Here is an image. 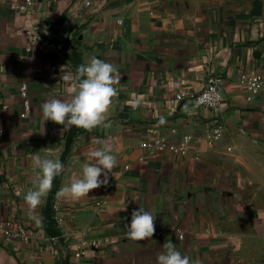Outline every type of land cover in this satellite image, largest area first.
I'll list each match as a JSON object with an SVG mask.
<instances>
[{
	"label": "crops",
	"instance_id": "obj_1",
	"mask_svg": "<svg viewBox=\"0 0 264 264\" xmlns=\"http://www.w3.org/2000/svg\"><path fill=\"white\" fill-rule=\"evenodd\" d=\"M22 1L0 0V222L26 235L0 228V264H157L169 240L192 264H264V94L247 101L239 79L264 77V0H34L26 10ZM91 56L118 69L111 127L61 134L41 105L66 95L62 72ZM211 74L222 78L218 110L175 98ZM184 134V153L145 146ZM97 139L117 158L108 184L62 197L105 146ZM45 151L64 168L30 213L32 157ZM137 207L156 216L151 238L127 235Z\"/></svg>",
	"mask_w": 264,
	"mask_h": 264
},
{
	"label": "clouds",
	"instance_id": "obj_2",
	"mask_svg": "<svg viewBox=\"0 0 264 264\" xmlns=\"http://www.w3.org/2000/svg\"><path fill=\"white\" fill-rule=\"evenodd\" d=\"M117 72L118 69L113 63L97 56H91L87 63L76 66L75 75L62 72L60 80L65 81L66 95L53 96L42 103L43 123L51 120L62 125L61 134L68 133L73 126L86 130L96 127L110 128L108 113L113 98L117 95L114 86ZM138 103L132 106L137 107ZM160 122H164L163 118ZM95 143L105 146L90 152L92 159L83 164L78 177L60 190L62 197L79 199L88 195L90 190L108 184L109 173L115 167L117 158L112 145L107 141L97 139ZM32 159L39 171L34 181L35 187L24 194L30 213L35 211L42 197L52 189L54 179L64 168L61 159L56 158L50 151H45L44 155L35 154ZM129 203L122 200L119 210L127 212ZM155 220L156 216L152 211L141 207L133 208L127 224L128 237L135 240L151 238L155 232ZM157 264H192V261L188 255H182L169 240L157 256Z\"/></svg>",
	"mask_w": 264,
	"mask_h": 264
},
{
	"label": "built area",
	"instance_id": "obj_3",
	"mask_svg": "<svg viewBox=\"0 0 264 264\" xmlns=\"http://www.w3.org/2000/svg\"><path fill=\"white\" fill-rule=\"evenodd\" d=\"M34 0H23L19 4V8L26 10L30 8ZM31 34L32 38L37 40V37L34 33L28 31ZM239 79L244 85L246 90V100L251 101L254 97L264 94V77L258 74H248L241 73ZM222 78L219 75L211 74L207 76L205 83L196 93H189L188 91L181 90L175 93V98L177 100L183 99L185 97L191 98L196 104L201 107L218 110L221 102V92L220 84ZM20 96L23 98V107L20 115L25 116L29 112V102H28V92H27V83L22 82L19 87ZM224 128L222 123H217L213 129L214 134H219ZM170 132H174V128L170 129ZM188 140V135L184 134L181 136L177 144L170 143L165 138L161 137L153 140L152 142H146L145 146L148 148L157 147V148H168L169 150L178 151L180 153L185 152V145ZM0 228L3 229L4 234L7 239H10L12 236L25 237V230L20 227L15 232L12 230L9 222H0ZM78 255H83V251L79 252Z\"/></svg>",
	"mask_w": 264,
	"mask_h": 264
}]
</instances>
